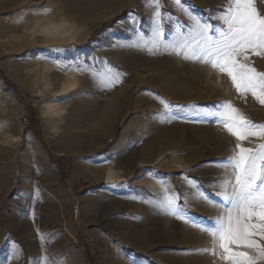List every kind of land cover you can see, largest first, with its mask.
<instances>
[{
  "label": "rangeland",
  "instance_id": "374dc122",
  "mask_svg": "<svg viewBox=\"0 0 264 264\" xmlns=\"http://www.w3.org/2000/svg\"><path fill=\"white\" fill-rule=\"evenodd\" d=\"M163 2L186 32L188 18ZM186 3L202 22L221 23L226 0ZM150 14L144 0H0V264H223L196 251L209 235L145 201L167 186L178 204L188 197L194 221L212 225L221 210L184 177L222 204L219 165L236 139L205 114L229 100L264 122V105L210 64L120 46L134 29L151 35ZM251 59L264 71V57ZM105 63L120 74L111 87L92 77ZM206 130L227 139L187 140ZM112 169L125 180L108 182Z\"/></svg>",
  "mask_w": 264,
  "mask_h": 264
},
{
  "label": "snow or ice",
  "instance_id": "6c2138e0",
  "mask_svg": "<svg viewBox=\"0 0 264 264\" xmlns=\"http://www.w3.org/2000/svg\"><path fill=\"white\" fill-rule=\"evenodd\" d=\"M144 3L151 9V35L146 38L143 31L134 29L133 38L120 46L146 49L149 54L163 49L182 55L185 60L210 64L219 73L226 74L241 96L250 93L264 105V71L257 70L251 59L252 55L264 57V0H226L214 17L221 22L215 28L202 22L203 17L195 14L186 0H172L190 22L186 32L178 17L173 21L163 0H144ZM41 11L47 14L52 10L42 8ZM129 20L134 25L137 23L132 15ZM167 24L172 26L171 40L165 39ZM91 73L101 87L120 82V74L107 63L104 71L92 68ZM161 103L164 109L171 107L162 99ZM205 115L214 118L236 139L231 154L219 165L225 170L216 193L222 198V204L210 200L194 178L184 177L186 183L196 189L195 198L221 210L219 215L210 218L213 224L194 221L187 213L188 197L184 196L183 204H178L181 195L167 186L162 198L145 202L186 223L191 222L193 227L209 235L210 246L196 249L197 252L218 256L223 264H264V122L253 121L229 100L220 102L216 110ZM252 137L261 142L255 147H246L242 142ZM44 264H51L47 256Z\"/></svg>",
  "mask_w": 264,
  "mask_h": 264
},
{
  "label": "bare ground",
  "instance_id": "6f19581e",
  "mask_svg": "<svg viewBox=\"0 0 264 264\" xmlns=\"http://www.w3.org/2000/svg\"><path fill=\"white\" fill-rule=\"evenodd\" d=\"M181 132H183V131L180 128L175 127V134L176 135L181 136ZM201 138L207 143L213 142L216 144H222L227 139V136L224 134L216 136L215 132L212 130H210V131L206 130L203 133L192 131L190 136L187 137V140L195 141V140L201 139ZM107 176H108L107 177L108 182H110V183H114V182L116 183V182H120L122 180H125V178L121 174H118L114 169L110 170L109 175H107Z\"/></svg>",
  "mask_w": 264,
  "mask_h": 264
}]
</instances>
